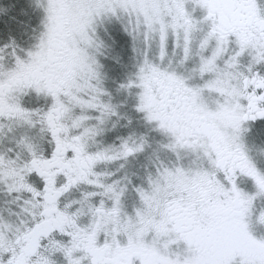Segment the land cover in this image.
I'll return each mask as SVG.
<instances>
[{"label":"snow or ice","instance_id":"1","mask_svg":"<svg viewBox=\"0 0 264 264\" xmlns=\"http://www.w3.org/2000/svg\"><path fill=\"white\" fill-rule=\"evenodd\" d=\"M0 264H264V0H0Z\"/></svg>","mask_w":264,"mask_h":264}]
</instances>
